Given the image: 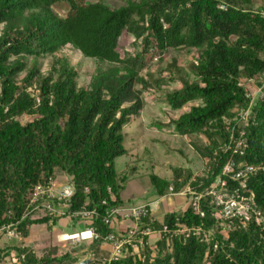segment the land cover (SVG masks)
<instances>
[{
	"label": "trees",
	"instance_id": "trees-1",
	"mask_svg": "<svg viewBox=\"0 0 264 264\" xmlns=\"http://www.w3.org/2000/svg\"><path fill=\"white\" fill-rule=\"evenodd\" d=\"M55 4L65 6L66 14L59 15ZM262 10L252 0H127L117 7L104 0H0V226L12 224L23 240L30 225L63 220L22 218L32 188L56 180L60 170L74 187L70 209L96 208L99 216L92 225L100 236L111 231L101 215L109 206L123 205L119 191L128 177L115 169V159L127 152L123 129L138 116L146 90L159 94L170 110L189 105L156 125L191 137L205 158L201 176L182 167L174 168L169 179L151 174L152 193L158 198L169 193V186L174 193L206 188L232 157L221 147L228 137L222 118L250 104L240 81L257 80L264 72ZM124 34L137 50L122 57L118 45ZM64 47L107 67L98 66L89 86H79L76 68L65 57L56 59ZM171 49L197 55L184 65L173 56L157 76L140 75L147 55L161 58ZM45 56L52 60L42 74L38 60ZM174 82L178 86L169 87ZM22 115L28 116L23 123ZM249 120L247 148L234 159L264 166V98L251 103ZM195 134L203 135L207 145ZM247 183L264 214V169ZM200 205L202 217L187 206L178 214L166 212L162 222L202 226L212 232L207 242L163 236L153 241V249L135 252L127 246L110 264H264V222L247 221L245 228L235 223L223 234L209 200L203 198ZM77 222L69 221L73 227ZM22 240L0 247V263L11 251L21 264L80 261L81 248L63 252L55 242L37 255ZM102 243L101 237L87 243L89 264H103Z\"/></svg>",
	"mask_w": 264,
	"mask_h": 264
},
{
	"label": "built area",
	"instance_id": "built-area-1",
	"mask_svg": "<svg viewBox=\"0 0 264 264\" xmlns=\"http://www.w3.org/2000/svg\"><path fill=\"white\" fill-rule=\"evenodd\" d=\"M219 7L223 9L224 4H220ZM260 14L264 17V10L260 11ZM248 82L257 85L258 98H264V72L257 80L248 78ZM246 96L250 97L249 107L233 108L234 117L232 125L228 129L227 141L221 146L232 157L224 163L220 175L200 191L186 187L180 192L174 193L172 186L168 188L169 193L167 195L185 197L186 207L190 206L192 211L201 217L204 211L200 203L203 198H207L212 205V215L218 219L219 226H221L220 231L223 234H226V231L235 223L239 227L245 228L247 221H253L256 224L264 222V214L255 205L252 190L249 189L247 183V178L256 175L259 170L264 169V166L248 164L234 159L235 156H242L245 148H247L246 129L250 122V106L254 100L248 92ZM54 182V179H49L46 183H37L32 188L22 218L48 217L50 221L57 218L65 219L68 222L77 219L80 228L58 232L55 235V242L59 244L89 243L101 237L103 243L110 247L109 253L102 257L103 264H110L111 261L119 260L125 253L127 246L135 252L146 246L153 249V241L163 236L167 240L180 238L182 241L193 236L200 241L207 242L212 235L210 230L206 231L202 226H190L179 222L178 219H175L171 226L163 223L162 220L159 221L152 216L149 204L142 203L107 207L101 215V221L111 231L100 236L92 225V219L99 216L98 210L96 208L71 210V199L74 195L72 183L64 181L55 186ZM108 191L110 192L109 188ZM102 204H106V201L103 200ZM145 220L146 223H143ZM155 220L159 222L158 227L152 225ZM0 239L19 241L22 240V234L12 224L2 225L0 226ZM151 239L153 241H150ZM215 248L216 245H213V249Z\"/></svg>",
	"mask_w": 264,
	"mask_h": 264
},
{
	"label": "rangeland",
	"instance_id": "rangeland-1",
	"mask_svg": "<svg viewBox=\"0 0 264 264\" xmlns=\"http://www.w3.org/2000/svg\"><path fill=\"white\" fill-rule=\"evenodd\" d=\"M110 7H117L123 5L127 0H104ZM257 6H264V0H252ZM54 10L59 15H65L67 8L60 4L54 5ZM1 28V26H0ZM139 49V48H138ZM137 47L133 45V39L124 34L120 37L118 45V51L121 56L127 54H134ZM197 55L194 50L179 49L168 50L163 54L161 58L156 54L147 55L148 66L144 69L140 75L145 73H153L158 75L159 70L169 62L171 57H176L180 65H184ZM67 58L69 63L74 66L78 72L77 83L79 86H89L92 81V77L95 73V69L98 66L106 69L107 65L99 64L96 60L83 57L76 49L71 47H64L60 52L56 54V59ZM52 57L45 56L38 60L40 65V71L44 74L49 68ZM27 63H30V59H27ZM20 74V76H22ZM240 83L245 85L248 89V93L253 100H256L259 96L257 85H252L248 82V79L241 80ZM178 86L177 82L170 83L169 87L173 88ZM32 91V90H29ZM143 105L138 116L133 117L130 122L124 127L123 132L125 136L124 146L127 149L126 154L119 156L115 159V169L122 171L127 175V180L123 189L119 191V198L122 200L123 205H137L142 203L152 204L156 201V196L152 193L153 187L150 180V175L154 174L163 179H169L173 174V169L176 167L189 168L193 174L201 176L204 174L205 158L197 150L191 137L180 135L173 131V127L157 126L156 123H165L168 117H177L181 112L186 111L189 105H185L178 110H170L162 97L151 91H143L142 94ZM198 101H194L191 104H195ZM233 109L230 116H224L222 118L224 128L228 131L232 125L234 113ZM21 123L28 119L27 115H22L19 118ZM198 141L202 145H207L206 138L201 134H195ZM57 176L67 178L66 175L58 170ZM61 178H57L54 182L55 186H58ZM64 182V181H63ZM158 199V198H157ZM174 201L181 200V197L173 196ZM184 204L187 203L186 199L183 200ZM159 203V200L156 204ZM180 201L174 205L175 212L181 213L179 207ZM172 209V208H171ZM34 228H41L45 230L49 240L54 241L55 235L60 231H72L80 228L77 224L74 227L66 220H61L53 225H30V230ZM150 241H153L152 239ZM0 240V247H5L6 244ZM60 251H70L73 253L74 248H81L78 252L80 261L90 256L86 251L87 243H60ZM48 248V244L36 247L34 250L37 255H41ZM86 251V252H85ZM102 255H106L107 251L102 249ZM0 264H21L15 255L11 253L5 257Z\"/></svg>",
	"mask_w": 264,
	"mask_h": 264
},
{
	"label": "crops",
	"instance_id": "crops-1",
	"mask_svg": "<svg viewBox=\"0 0 264 264\" xmlns=\"http://www.w3.org/2000/svg\"><path fill=\"white\" fill-rule=\"evenodd\" d=\"M57 178H61L60 179V182H63V181L66 180L65 178H63L60 175L59 176L56 175V179ZM174 196L181 197V200L174 201L172 199L173 196L167 195L165 197L164 196L158 197V199L156 198V201H154L152 204H149L148 203L149 204V207H150L151 214H152V216L155 219H157V220L160 221V220H162L163 215L166 212H168V211H174L175 212V210H173L174 209L173 207L179 201H180L179 207L181 208V211L186 207L187 203L185 202V204H184V201H183L185 199V197L179 196V195H174ZM158 200H159V203L156 204V202ZM39 225H46L47 227L49 226V224H45V223L39 224ZM46 234L47 233H45V230L44 229L34 228V229L30 230V226H29L28 235L26 237H24L22 241H23V243L25 245L30 246L33 249V251H34L36 249V247H38V246L40 247L43 244H46L47 243L48 246H49L50 244L55 243V240L54 241L49 240V238H48V236ZM0 240H2V239H0ZM3 241H4L3 243L6 244V246H9L11 242H14V240H10V241L3 240ZM100 249L101 250L103 249L104 251H107V253H109V251H110V247L106 243H102L100 245Z\"/></svg>",
	"mask_w": 264,
	"mask_h": 264
},
{
	"label": "water",
	"instance_id": "water-1",
	"mask_svg": "<svg viewBox=\"0 0 264 264\" xmlns=\"http://www.w3.org/2000/svg\"><path fill=\"white\" fill-rule=\"evenodd\" d=\"M89 263H90L89 259L84 258V259H82L81 261H79V262L76 263V264H89Z\"/></svg>",
	"mask_w": 264,
	"mask_h": 264
}]
</instances>
